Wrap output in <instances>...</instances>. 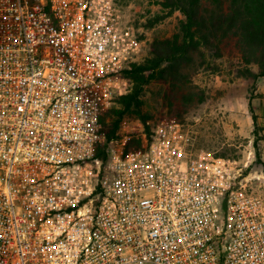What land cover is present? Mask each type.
Here are the masks:
<instances>
[{
  "label": "built area",
  "instance_id": "1",
  "mask_svg": "<svg viewBox=\"0 0 264 264\" xmlns=\"http://www.w3.org/2000/svg\"><path fill=\"white\" fill-rule=\"evenodd\" d=\"M113 0H0V264H264V196L180 121L103 113L141 49ZM105 147V160L97 156Z\"/></svg>",
  "mask_w": 264,
  "mask_h": 264
},
{
  "label": "rangeland",
  "instance_id": "2",
  "mask_svg": "<svg viewBox=\"0 0 264 264\" xmlns=\"http://www.w3.org/2000/svg\"><path fill=\"white\" fill-rule=\"evenodd\" d=\"M113 2L141 40V49L132 63L151 58L153 40L177 32L184 19L180 10L165 7L163 0ZM216 52L214 46H201L200 52L192 53L182 67L185 77L180 78L170 96L160 92L157 82L148 84L141 97L145 101L141 114L126 117L118 139L132 148L141 137L142 146L157 124L175 118L187 133L189 150H210L234 160L240 172L237 180L264 196V76L254 79L250 73H243L244 68L256 72L258 66L238 62L229 48H222V56ZM123 89L122 85L103 115L116 104L114 100Z\"/></svg>",
  "mask_w": 264,
  "mask_h": 264
},
{
  "label": "trees",
  "instance_id": "3",
  "mask_svg": "<svg viewBox=\"0 0 264 264\" xmlns=\"http://www.w3.org/2000/svg\"><path fill=\"white\" fill-rule=\"evenodd\" d=\"M163 4L180 10L184 19L177 32L153 40L151 58L122 70L124 89L101 119L107 140L121 136L128 115L141 114L145 105L141 97L148 84L157 82L165 96L174 93L180 78L185 77L182 67L201 46H214L218 56L223 55V47L229 48L238 62L258 66L256 72L244 68L243 73L254 79L264 76V0H163ZM249 108L253 115L251 102ZM141 142L140 137L130 145L137 148ZM97 156L106 159L105 147L98 148Z\"/></svg>",
  "mask_w": 264,
  "mask_h": 264
}]
</instances>
